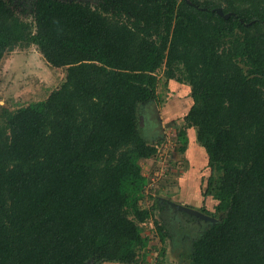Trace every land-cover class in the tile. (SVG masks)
<instances>
[{
  "label": "trees",
  "instance_id": "1",
  "mask_svg": "<svg viewBox=\"0 0 264 264\" xmlns=\"http://www.w3.org/2000/svg\"><path fill=\"white\" fill-rule=\"evenodd\" d=\"M31 19L0 0V63L35 46L65 79L1 117L0 264L135 263L157 151L137 109L161 70L190 87L179 149L194 128L217 202L193 264H264V0H33Z\"/></svg>",
  "mask_w": 264,
  "mask_h": 264
},
{
  "label": "rangeland",
  "instance_id": "2",
  "mask_svg": "<svg viewBox=\"0 0 264 264\" xmlns=\"http://www.w3.org/2000/svg\"><path fill=\"white\" fill-rule=\"evenodd\" d=\"M72 1L95 5L99 0ZM30 2L13 0L16 12L26 22L32 21ZM156 78V99L141 103L137 109V115L142 118L139 134L146 143L155 145L157 151L152 158L139 163L146 184L138 203L142 208H155L153 217L138 224L146 242L144 247L137 249L134 264H193L192 242L208 224H190L189 218L184 219L186 215L166 201L184 206L192 204L193 207H189L197 206L194 209L199 207L209 212H213L217 202L212 196L204 198L202 195L210 169L207 156L189 128L186 129L185 150L179 149L182 146L179 132L185 129L183 118L192 105L190 87L167 79L162 70L156 73ZM64 79L65 69L49 66L35 46L17 47L5 53L0 63V125L3 112H13L45 100ZM157 227L162 228L163 240Z\"/></svg>",
  "mask_w": 264,
  "mask_h": 264
},
{
  "label": "water",
  "instance_id": "3",
  "mask_svg": "<svg viewBox=\"0 0 264 264\" xmlns=\"http://www.w3.org/2000/svg\"><path fill=\"white\" fill-rule=\"evenodd\" d=\"M217 14L219 15H222L221 11L219 9H216L215 10ZM227 17V15H225ZM142 123V118L139 117V124L141 125ZM172 208H174L175 210L179 211V212H182L183 214L185 215H188V216H191L193 218H196L197 220H202L203 222H206V223H216L218 222V220L214 219L213 217L209 216V215H206L202 212H200L199 210L197 209H194V208H191L189 206H184V205H181V204H177V203H174L172 201H166Z\"/></svg>",
  "mask_w": 264,
  "mask_h": 264
},
{
  "label": "crops",
  "instance_id": "4",
  "mask_svg": "<svg viewBox=\"0 0 264 264\" xmlns=\"http://www.w3.org/2000/svg\"><path fill=\"white\" fill-rule=\"evenodd\" d=\"M189 130H191L192 132H193V138H195V130H194V128H189ZM186 136H187V132H186ZM190 138V137H189ZM187 139H188V137H187ZM195 141H196V138L194 139ZM200 148V147H199ZM201 149V148H200ZM201 151L203 152V150L201 149ZM203 154L205 155V153L203 152ZM216 205V204H215ZM214 205V206H215ZM189 206H192V204H189ZM195 206V205H194ZM213 206V207H214ZM193 207V206H192ZM196 208H197V206H195ZM194 207V208H195ZM198 209H199V207H198Z\"/></svg>",
  "mask_w": 264,
  "mask_h": 264
},
{
  "label": "flooded vegetation",
  "instance_id": "5",
  "mask_svg": "<svg viewBox=\"0 0 264 264\" xmlns=\"http://www.w3.org/2000/svg\"><path fill=\"white\" fill-rule=\"evenodd\" d=\"M12 1H13V0H12ZM28 1H29V0H28ZM32 1H33V0H31V2H30V3H32ZM68 1H72V0H68ZM30 6H31V4H30ZM187 216H188V215H187Z\"/></svg>",
  "mask_w": 264,
  "mask_h": 264
}]
</instances>
